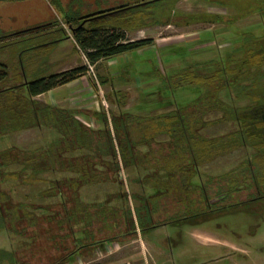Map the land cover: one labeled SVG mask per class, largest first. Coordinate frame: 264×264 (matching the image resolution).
Masks as SVG:
<instances>
[{
    "label": "trees",
    "instance_id": "obj_1",
    "mask_svg": "<svg viewBox=\"0 0 264 264\" xmlns=\"http://www.w3.org/2000/svg\"><path fill=\"white\" fill-rule=\"evenodd\" d=\"M157 1L123 2L84 14H66L63 22L70 34L63 27L57 29L65 38L71 36L88 62L96 65L152 44L149 38L129 40L127 32L157 23ZM215 16L185 17L188 22L220 20ZM261 16L264 19V11ZM2 41L11 45L18 40ZM38 46L17 47L10 59L0 60V134L27 129H38L42 134L39 145L0 149V230L29 235L33 253L42 255L41 261L60 264L70 260L88 246L85 243L95 239L94 234L114 229L118 213L123 214L126 231L121 235L131 238L137 228L198 216L208 219L216 211L229 210L223 203L242 188L248 191L247 198L254 196L250 192L253 187L264 196V58L253 59L252 48L245 57L185 59L170 75L155 68L160 90L186 88L191 94L196 91L195 98L180 104L170 96H161L159 90L160 97L151 100L165 104L166 110L140 116L121 111L112 118L97 112L103 126L93 128L76 110L37 99L88 71L86 65H78L28 79L23 56ZM258 53L264 54V49ZM223 124L231 128L209 132ZM225 157L236 159L225 170H207ZM122 169L138 173L133 181L142 191L132 194L137 206L122 210L110 202H84L80 190L85 185L109 181L121 190L123 182L118 175ZM48 172L59 175H42ZM13 181L23 185L47 183L35 195L48 200H15L13 187L5 188ZM115 198L126 200V195L121 190ZM106 236L97 242L120 234ZM19 252L1 249L0 262L27 264L17 258ZM55 260L58 262L52 263Z\"/></svg>",
    "mask_w": 264,
    "mask_h": 264
},
{
    "label": "rangeland",
    "instance_id": "obj_2",
    "mask_svg": "<svg viewBox=\"0 0 264 264\" xmlns=\"http://www.w3.org/2000/svg\"><path fill=\"white\" fill-rule=\"evenodd\" d=\"M141 1L145 0H0V60L10 59L17 47L21 50L31 44H37L38 47L25 52L23 56L26 65L24 76L28 79L46 76L58 69L86 65L88 71L84 84L88 92L83 100L90 111L105 113L108 118L120 114L121 111L140 116L166 110L165 104L151 100L160 97L155 68L170 75L176 72L185 59L206 60L207 56L217 58L227 51L228 47L232 48L231 42L234 40L227 37L235 36L240 29L244 32H264V23L257 15L260 8L255 7L258 4L255 0H158L155 6L157 23L127 32L129 40L152 39L151 47L141 49L142 54L131 51L130 65L121 69V74L126 72L135 76L134 80L144 82L141 94L135 82L124 81L123 77L120 79L116 75L111 77L112 68L106 60L90 68L86 56L77 49L75 40L71 36L70 39L65 38L64 32L57 29L63 27L70 34L69 26L63 22L66 14H84L118 3ZM206 12L231 16L240 14L241 18L235 21V25H229L230 32H227L229 29L226 22L221 19L213 22H188L187 17H181L176 22L174 20L182 15L196 17L207 14ZM255 12L257 14H253ZM52 21L55 25L51 26ZM2 40L18 41L6 45ZM54 40L58 41L52 42ZM119 60L121 61L120 58L117 59ZM138 60H143L144 65L142 71L139 70L140 75L135 74L134 70L138 65L134 62ZM144 70H147V73L141 75ZM160 92L162 96H170L180 104L189 103L195 98L194 92L191 94L186 88H178L174 92L161 89ZM116 95H119V98ZM46 98L48 97L45 95L40 97L42 101ZM80 119L93 128L103 126L98 125V122L88 115L80 116ZM229 128V124H223L210 128L209 132L219 133ZM41 139L42 134L38 129L4 131L0 134V149L11 145L28 148L41 144ZM233 159L236 158H222L207 170L213 173L225 170L235 161ZM42 175L52 178L59 174L48 172ZM118 176L123 182L121 190L125 193L126 200L115 198L116 193L121 190L118 184L108 181L83 186L80 192L84 202H110L109 205L122 210L137 206L138 203L132 198V194L142 191L141 185L133 181L138 177V173L135 170L122 169ZM47 185L44 182L23 185L13 181L7 183L5 188L13 187L15 200L36 202L48 200H41L35 195ZM248 208L249 211L226 209L219 211L220 213L214 212L208 219L198 216L191 220L137 228L131 238L121 235L126 231L124 232L125 225L121 221L123 214L118 213L115 218L121 223L118 221L114 229H109V233L105 231L106 233L94 234L95 239L89 240L85 243L88 246L80 249L81 257L85 255L84 259L59 263L86 264L87 261L90 264H134L130 261L136 258L138 262L135 264H264V197L252 201ZM160 220L162 221L163 217H160ZM118 234L120 236L115 239L97 242L105 239L106 235L112 237ZM27 236L13 232L10 234L6 229H1L0 250H19L17 258L27 264H51L46 259L41 261L42 255L33 253L35 249L32 240ZM91 242L95 243L90 245ZM107 243L109 244L106 247ZM31 251L32 253H29ZM58 258H61V255L56 259ZM56 262L58 261L52 263ZM0 264L8 262L3 260Z\"/></svg>",
    "mask_w": 264,
    "mask_h": 264
},
{
    "label": "crops",
    "instance_id": "obj_3",
    "mask_svg": "<svg viewBox=\"0 0 264 264\" xmlns=\"http://www.w3.org/2000/svg\"><path fill=\"white\" fill-rule=\"evenodd\" d=\"M68 39H70V38H68ZM149 47H151V46H147V47L142 48V49H144V50L145 49H149ZM140 51H141V49L137 50L138 53L142 54V52H140ZM130 55L131 54L129 52V54L126 53V54H122V55H119V56H116V57H112V58H108V59H104V60H106L107 63L112 68V70H111V75L112 76L111 77H114L116 75L120 79L123 77L125 79L124 81L131 82V83L135 82V86L138 85L137 88L142 94L141 90L144 88L143 87L144 86V82H141L140 80H137V79L134 80L135 76H130L126 72H124V75L121 74L123 72V71H121V69L122 68H128L127 66L130 65V63H131V61L129 60ZM126 57H128V59H126ZM118 58H120L122 62L120 60L117 61ZM102 61L103 60L99 61L98 63H100ZM142 62H143V60H138V61L134 62V63L138 64L135 67V69L133 68L135 70V74H137V75H140L139 74V70L142 71V69L144 68V65H143ZM67 69H69V68H67ZM63 70H66V68L65 69H58L55 72H60V71H63ZM143 73H147V70H144L141 73V75ZM85 78H86V75H83V76L79 77L78 79L73 80V81H71L69 83L57 86V87L51 89L50 91L39 95L37 97V99L42 101L40 99V97L45 95L48 98H46L42 102H44L46 104H49V105H52V106H55V107L67 108V109L69 108V109L76 110L79 118H80V116L88 115V117H91L94 120H96L98 122V125L99 124L101 125L102 122L98 118V116L96 115L97 112L92 111V110L90 111L89 107L85 106L87 103H85L83 99L85 98V95L88 92V90L86 91L85 84H84ZM105 81H103V82H105ZM116 96H118V98H119V95H116ZM27 130H33V129H27ZM110 243H112V242H110ZM108 244L109 243L106 244V247L108 246ZM114 244H116V243H114ZM84 256L85 255H82V257H81L80 250H79L78 254L76 253L75 257H73V256L71 257L70 261L71 260L75 261V259L81 260V258L84 259ZM83 262H84V260H83ZM85 262H86V264H90L87 261H85ZM130 262L131 263L133 262L135 264V262H138V261H136V258H132V260ZM124 264H128V263H124Z\"/></svg>",
    "mask_w": 264,
    "mask_h": 264
},
{
    "label": "flooded vegetation",
    "instance_id": "obj_4",
    "mask_svg": "<svg viewBox=\"0 0 264 264\" xmlns=\"http://www.w3.org/2000/svg\"><path fill=\"white\" fill-rule=\"evenodd\" d=\"M255 1H256L255 3H258V4H256L255 7L260 8V9H259V14H257V12H255L253 14H257L261 18V21H263V23H264V19L261 16L262 12L264 11V0H255ZM206 13L209 15V17H213V18H217L215 15L219 16L218 18H220L221 20L226 22V26L228 29H229V25H235L237 20L241 18V17H239L240 14L238 16H231V15L216 14V13H210V12H206ZM207 14H202V15L200 14L199 16L200 17H208ZM181 17H185V16L182 15L176 19H179V18L181 19ZM227 32H230V29ZM234 35L235 36H233V37H227V39H229V40H234L231 42L233 45L232 48L228 47L227 51H224L220 56H218V58L224 59L225 57H227L229 55L231 57H234V58H236V56L237 57L238 56H244L245 57V55L247 56L246 52H248L249 48L253 49V51L250 52V56L254 57L253 59L258 58V57L264 58V54L258 53L262 49H264V32L263 33H259V32L256 33V31L255 32H253V31L244 32L243 30L240 29ZM245 40H251V41H249L248 42L249 44H248L247 41H245ZM205 46H207V45H205ZM202 47H204V45H202ZM248 54H249V52H248ZM209 58L212 59V58H214V56L213 57L207 56L206 59H209ZM197 59H199V58H195V60H197ZM196 90H197V88H196ZM194 92H196V91H194ZM17 120L18 119H15L14 122H16ZM261 149H263V148H261ZM223 183H225V181H223ZM258 191H259L258 188L253 187L252 189H250V192H253L254 196L247 198L248 191L245 188H242V190H240L239 192H235L230 198H228L223 203V205L229 206L227 208H231L232 210L229 209L230 211H236V210H245V211L248 210L249 211L250 209L248 208V206L252 203V201H255L259 198L264 197ZM222 210H220V212ZM216 212L220 213L219 211H216ZM256 212H258V211L256 210Z\"/></svg>",
    "mask_w": 264,
    "mask_h": 264
},
{
    "label": "built area",
    "instance_id": "obj_5",
    "mask_svg": "<svg viewBox=\"0 0 264 264\" xmlns=\"http://www.w3.org/2000/svg\"><path fill=\"white\" fill-rule=\"evenodd\" d=\"M84 56H85V55H84ZM88 63H89V62H88ZM89 65H90V68H92V66H93V65H92V64H90V63H89Z\"/></svg>",
    "mask_w": 264,
    "mask_h": 264
}]
</instances>
